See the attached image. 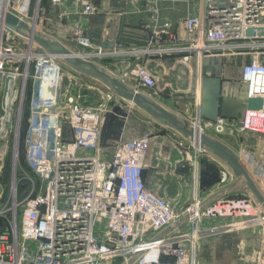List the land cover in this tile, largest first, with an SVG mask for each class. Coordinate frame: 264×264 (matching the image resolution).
<instances>
[{
	"label": "built area",
	"instance_id": "1",
	"mask_svg": "<svg viewBox=\"0 0 264 264\" xmlns=\"http://www.w3.org/2000/svg\"><path fill=\"white\" fill-rule=\"evenodd\" d=\"M131 1L149 14L139 29L143 43L133 49L114 37L110 16L103 29L93 26L102 17L95 0H49V10L43 0H0V9L141 94L160 89L151 62L172 58L190 68L195 136L179 143L180 163L191 174L190 201L177 207L145 175L154 132L126 136L136 104L107 85L99 101L82 102L80 89L67 83L82 73L0 20V264H205V240L247 230L258 244L247 253L242 241L240 257L264 264V206L247 191L206 203L208 150L200 140L211 136L203 123L209 67L235 62L248 89L247 109L238 120L217 116L214 128L239 139L235 152L264 194V0ZM179 1L189 12L174 23L162 5ZM109 58L118 61L104 63ZM48 83L52 93L42 95ZM117 118L121 135L104 147V125ZM219 173V186L235 179L224 166ZM175 223L180 226L164 234Z\"/></svg>",
	"mask_w": 264,
	"mask_h": 264
},
{
	"label": "crops",
	"instance_id": "2",
	"mask_svg": "<svg viewBox=\"0 0 264 264\" xmlns=\"http://www.w3.org/2000/svg\"><path fill=\"white\" fill-rule=\"evenodd\" d=\"M95 3L99 5L100 9H102V17L92 19L91 22L93 26H95L98 30L103 29L104 22L108 19V16L111 17L109 25L111 26L114 37H116L119 41L124 43V48L133 49L135 47L140 46L143 41L144 35H140L139 29L143 28L145 25L149 14L147 12L141 11L137 12V9H141V5L132 3L131 0H95ZM46 9H50L49 2L43 3ZM163 11L162 14L171 19L174 23L181 22L182 19L189 12L186 3L183 1L171 3L167 2L162 5ZM127 12H124L126 11ZM51 13V10L49 11ZM124 12V13H123ZM123 13V14H121ZM54 15V13L52 14ZM107 18V19H106ZM127 29H134L133 31L136 33H127ZM135 34V35H134ZM140 38V39H139ZM104 63H111L118 61L117 58L114 59H104ZM238 64H241L240 61H237ZM227 64V63H226ZM150 65L155 69L156 74L158 76L161 75L162 70H166L167 76L163 79H160V86L164 84L166 88V93L178 94L179 90L181 95H177L173 100L171 106L166 105L161 101V99L153 100L150 96V93H159L158 90H145V95L150 97L154 102L168 109L174 115L178 116L183 122L190 126L189 122L194 114L195 107L193 105V84H194V74L191 72L190 68L183 65L180 61L169 58L165 65H158L157 61H153ZM209 70V77L206 83V95L205 101L203 104L204 107V122L205 127L207 129V133L211 136H215L214 138L221 140L227 146H230L234 151L238 149L240 145L239 139H237L234 135L230 134H216L214 128V119L219 116L232 117L236 118V120L240 119L246 109L247 102V86L241 83V72L240 67L234 63L230 65L224 66L221 65H211ZM188 71L190 72V78L188 79ZM73 73V76L77 77L74 81H67L70 84V87L73 89H80V93H82V102L87 104H94L99 101L106 90L105 83L96 79L92 76V78H88L80 73ZM186 80H190L189 83ZM80 81L82 83V87L78 85L75 88V84ZM100 82L102 85L98 84ZM187 88V89H185ZM161 89V87H160ZM162 90V89H161ZM75 91V90H74ZM52 86L51 83H48L44 86L41 91L42 95H51ZM185 99L184 107L178 105L179 99ZM172 101V100H171ZM176 102V103H175ZM131 118L129 119V128L126 132V136L129 135L131 137H135L140 135L145 129H152L154 132L152 138V144L148 153V168L146 170V176L148 180L153 185V188L159 192L162 196V177L163 173L165 175H170V178H174L179 167L186 168L180 162L182 161L183 152L182 147L179 146V143L185 141V137L183 134L170 125L164 123L162 120L159 121L154 118L149 112H147L144 108H139L138 106L131 111ZM102 134L101 143L104 147L111 148L116 138L121 135L123 127V121L119 118L116 119L115 122L112 120L109 121V124H105ZM112 153V150H111ZM111 153H108L109 157ZM210 157H213L214 160L212 162L216 163L218 167V172L222 169V167H226L232 173H234L233 169L230 165H228L221 158L217 157L214 153H208ZM207 154V155H208ZM203 169L205 167V155L203 156ZM207 158V157H206ZM204 177V190H205V199L206 202H211L214 199L227 196L229 194H235L239 192H249L247 186L244 184V180L239 178L235 173V179L233 182L229 183L226 186H219V178L215 180V175L211 171L209 173H205ZM219 173V177H220ZM234 187V188H232ZM231 192V193H229ZM192 193V191H191ZM229 193V194H227ZM224 194V195H223ZM252 194V193H251ZM165 196V194H164ZM191 196V195H190ZM167 197V196H165ZM168 198V197H167ZM190 199V197H189ZM175 201V200H171ZM177 207L179 203L174 202ZM244 233V234H243ZM241 235L245 237L244 240H249V244L255 246L258 239L256 238V234L252 230H247V232H243ZM255 237H252V235ZM251 236V237H250ZM252 246V247H253ZM205 264H217L218 262L210 263L204 262ZM219 264V263H218Z\"/></svg>",
	"mask_w": 264,
	"mask_h": 264
},
{
	"label": "water",
	"instance_id": "3",
	"mask_svg": "<svg viewBox=\"0 0 264 264\" xmlns=\"http://www.w3.org/2000/svg\"><path fill=\"white\" fill-rule=\"evenodd\" d=\"M0 20L4 22L6 27L8 26L9 28H12L22 34L25 33L27 34V36H32L34 41L37 44L42 45L49 53L63 55L64 57L62 58V60H64L65 64L69 67L73 68L74 70L76 69L77 71L88 76L97 78L122 98L132 101L139 108H144L157 120H162L164 123L181 132L185 138L190 140L194 139L195 131L191 126H188V124L183 122L178 116L174 115V113H172L168 109L154 102L144 93L141 94L134 91V89H132L128 84H125L110 72L108 73L105 69L98 67L93 62L91 63L78 57H70V51L65 45L48 38L43 33L34 32L31 27H29L25 22L23 23L19 18H17L10 12L4 13L0 9ZM114 109L124 116L127 115V113L124 112L120 107H115ZM200 140L202 143V147H204L211 153H214L217 157L221 158L231 166L234 173H236L239 178L244 180V184L247 186V189L253 194L256 200L262 206H264V194L256 185L252 175L247 171V169L244 168L236 152L230 146H227L224 142L214 138L213 136L202 134L200 136ZM185 167L189 169L188 165H185ZM213 173L215 175V180H213L214 182L217 180V178H219V173L216 171H214ZM204 177L205 174L203 175V188ZM179 226V223L173 224V226L167 229L164 234L175 230Z\"/></svg>",
	"mask_w": 264,
	"mask_h": 264
},
{
	"label": "rangeland",
	"instance_id": "4",
	"mask_svg": "<svg viewBox=\"0 0 264 264\" xmlns=\"http://www.w3.org/2000/svg\"><path fill=\"white\" fill-rule=\"evenodd\" d=\"M67 45H71L72 43L64 41ZM69 70V69H67ZM71 74L72 72L69 71ZM166 70H162L161 75L159 76V80L163 79L164 77L167 76ZM190 72L188 71V79L190 78L189 74ZM186 82L189 83L190 87V80H186ZM98 84L102 85L100 82H97ZM161 85V84H160ZM161 89H159V93H150V97L153 100L156 99H161L163 103H165L168 106H171L172 103L174 102V98L177 97V95H181V92L179 90L178 94L173 93H166V88L164 84L160 86ZM187 89V88H185ZM172 100V101H171ZM179 104L181 107H184L185 99H179L178 100ZM176 103V102H175ZM24 137V136H23ZM210 151H208L205 156V167L203 171L205 172H218V167L216 166L215 162H212L213 157L209 156ZM211 153V152H210ZM208 154V155H207ZM204 160V158H202ZM219 173V172H218ZM166 173H163L162 177V194L168 197L169 200H175L178 204L180 205H187L190 201L189 197L191 195V174H190V169L188 168H181L179 167V170H177V173L174 178H170V175H165ZM234 188V187H232ZM231 193V192H229ZM227 193V194H229ZM239 193H245V192H239ZM224 195V194H223ZM166 197V198H167ZM174 201V202H175ZM243 232L247 231H238V232H230L228 234L219 236V237H214L213 239H208L205 240L203 246H202V260L205 262H210L214 263L218 262L219 264H244L239 245L242 241H245L244 244L247 246L246 250L247 253L252 250L251 244H249V240H244L246 235H241ZM244 234V233H243ZM251 237V236H250ZM252 237H255L254 233ZM258 244V241L256 245ZM217 263V264H218Z\"/></svg>",
	"mask_w": 264,
	"mask_h": 264
},
{
	"label": "trees",
	"instance_id": "5",
	"mask_svg": "<svg viewBox=\"0 0 264 264\" xmlns=\"http://www.w3.org/2000/svg\"><path fill=\"white\" fill-rule=\"evenodd\" d=\"M47 1L49 2V0H43V3H46ZM28 113H29V111L27 112V114H28ZM23 128H24V130H23V134H22V138H21V139H22V141H21L22 148H24V146H25V145H24V139H25L26 131H27L25 125H24ZM23 136H24V137H23Z\"/></svg>",
	"mask_w": 264,
	"mask_h": 264
}]
</instances>
